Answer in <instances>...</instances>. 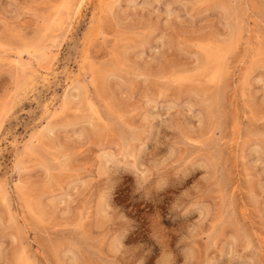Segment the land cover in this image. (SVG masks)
<instances>
[{"label":"rangeland","instance_id":"obj_1","mask_svg":"<svg viewBox=\"0 0 264 264\" xmlns=\"http://www.w3.org/2000/svg\"><path fill=\"white\" fill-rule=\"evenodd\" d=\"M80 1L0 0V264H264V0Z\"/></svg>","mask_w":264,"mask_h":264},{"label":"bare ground","instance_id":"obj_2","mask_svg":"<svg viewBox=\"0 0 264 264\" xmlns=\"http://www.w3.org/2000/svg\"><path fill=\"white\" fill-rule=\"evenodd\" d=\"M87 0H82V1H80L79 2V5H78V8H77V10H75L76 11V15L77 16H79L81 13H82V11H83V7H84V4H85V2H86ZM107 1L108 0H97V6H96V8H95V12L93 13L94 14V16H93V22H95V21H98V20H102L103 19V16H104V14H105V7H106V3H107ZM77 19V18H76ZM71 23V22H70ZM95 24V23H94ZM69 27H70V24H69ZM97 28V27H96ZM95 28V29H96ZM94 29V30H95ZM97 33V32H96ZM95 33V34H96ZM63 38V37H62ZM88 38H89V36H88ZM87 49V48H86ZM87 51H88V49H87ZM84 52V54H83V56H82V61L83 62H86V60H87V54H88V52ZM48 54V53H47ZM54 54V53H53ZM44 55V54H43ZM46 56H48V55H46ZM54 56V55H53ZM44 58V57H43ZM215 60H214V62H216L217 61V58H214ZM44 60H45V58L43 59V61L42 62H44ZM53 60L54 59H48L44 64H41L40 65V69H42V70H45V71H47V70H49L50 68H52L53 67ZM56 60V59H55ZM17 62V61H16ZM82 62V63H83ZM84 64V63H83ZM82 64V65H83ZM28 65V64H27ZM20 66V65H19ZM32 66V65H31ZM17 67V66H16ZM23 67V66H22ZM25 67H26V65H25ZM33 67V66H32ZM31 67V68H32ZM37 67V66H36ZM36 67H34V68H36ZM38 70V69H37ZM41 70V71H42ZM35 71V70H34ZM39 71V70H38ZM46 73V72H45ZM40 74V73H39ZM31 75V74H30ZM29 75V76H30ZM79 77V76H78ZM66 103H67V99H64V102H63V107L66 105ZM91 105V104H90ZM92 106V105H91ZM63 107L61 108V111L63 110ZM60 111V112H61ZM41 131V130H40ZM38 135V136H37ZM36 135V137L34 138V139H39L38 137H40L39 135L40 134H37ZM17 188L19 189V190H23L24 189V186H23V179H22V175L20 174V178H19V182H18V186H17ZM22 193V192H21ZM23 194V193H22ZM5 196V195H4ZM8 199V198H7ZM4 200H5V198H4ZM3 200V201H4Z\"/></svg>","mask_w":264,"mask_h":264}]
</instances>
